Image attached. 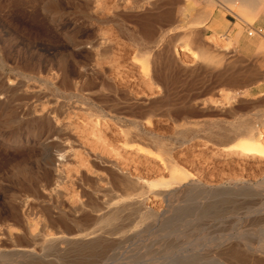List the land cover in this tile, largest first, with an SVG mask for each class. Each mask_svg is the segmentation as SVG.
<instances>
[{
	"label": "rangeland",
	"instance_id": "rangeland-1",
	"mask_svg": "<svg viewBox=\"0 0 264 264\" xmlns=\"http://www.w3.org/2000/svg\"><path fill=\"white\" fill-rule=\"evenodd\" d=\"M98 1L0 0V243L6 242L8 247L17 239L22 243L29 241L35 247L39 245L36 247L39 251L48 244L53 231L70 229L78 233L71 221L59 228L52 225L51 217L63 210L68 217L87 220L86 229L81 232L95 231L96 237L99 238L100 234L106 241L103 247L97 246L93 250L64 244L48 246L45 248L48 254L46 264H264V161L225 155L223 151H217L218 146L207 141L222 127L233 128L262 119L259 116L264 115V94L259 92L264 88L249 84L258 76L257 67L264 65V47L255 49L256 53L251 56L245 55L240 52L237 39L226 35L214 38L206 33L201 27L206 20L185 24L188 20L197 19L204 8L203 0ZM188 1L195 2L189 18L184 17ZM52 3L60 8L57 20L52 19L48 9ZM236 3L229 7L251 23L252 19L243 14L238 0ZM103 5L106 8L103 9ZM98 7L102 10H97ZM247 31L256 35L253 28ZM74 39L80 44L74 46ZM257 39L264 42L261 37ZM184 44L190 49L202 48L214 58L197 60L191 50L182 49ZM146 50L151 51L148 61L150 78L142 62L143 51ZM174 50L181 56L179 60L172 55ZM136 58L140 59L137 64ZM44 66L51 70L54 68L52 78ZM44 78L50 80V85H45ZM150 79L160 84L158 95L154 94L158 92L154 84L153 87L147 85L152 81ZM230 90L236 96V103L232 101L235 106L230 101L231 104L227 105L231 108L226 111L207 110L210 101L222 100L221 97ZM153 94L154 97L150 96ZM47 100L52 105L59 102L57 106L69 107V112L74 106L84 109V113H79L83 117L69 114L65 126L71 135L81 138L80 142L86 143L88 149L98 154L99 151L106 152L104 155L114 161L117 158L116 175L102 173L105 179L100 183L99 170L93 172L84 162L90 176L82 184V194L75 195L67 184L71 191H66L61 197L53 200L46 196L45 187H51L54 181L35 152L39 130L35 119L38 116L36 112ZM186 102L194 104L196 110L182 115L173 112L177 119L175 123L166 116L169 109L179 108ZM99 112H107L123 120L150 116L148 136L156 135L164 144L173 147L172 156L177 164L211 187L191 194V208L168 225L151 218L142 220L127 210L109 224L90 220L86 212L71 211L70 205L75 207L86 203L88 211L96 208L92 214L105 213L111 203L127 192L120 177L125 172V165L129 170L131 168L128 172L133 180H143L134 173V165H138L146 177L149 176L147 181L158 178L156 167L160 165V158L151 159L146 154H138V144L131 148L126 145L129 142L123 134L119 135L117 126L109 122L101 126L102 134L97 132L101 136L92 133L89 127ZM55 125L54 120L50 127L45 125L39 131L43 139L56 135ZM189 129L192 131H186L187 136L183 138L182 132ZM201 139L207 141L208 148L200 146ZM183 141L186 142L182 144ZM137 143L156 151L162 158L166 156L148 139ZM110 147H117V150ZM77 148V152L65 148V152L71 154V164L62 168L65 172L80 164H74L80 160L78 156L89 159L84 153L78 155L81 150L80 146ZM243 160L247 161L246 166L249 163L246 169L237 163ZM192 161H195L193 166ZM123 163L127 164L120 167ZM151 165L155 170L146 173L152 169ZM168 175L169 172L164 170V177ZM220 183L225 186L218 188ZM99 201L102 204H98ZM156 201L147 200L160 211L167 208V202ZM183 203V198L175 202L176 205ZM20 215H24V221L18 219ZM232 247L244 251L242 253L246 255H241L245 260L242 256L232 259L225 255ZM10 264L16 263L12 261Z\"/></svg>",
	"mask_w": 264,
	"mask_h": 264
},
{
	"label": "bare ground",
	"instance_id": "bare-ground-1",
	"mask_svg": "<svg viewBox=\"0 0 264 264\" xmlns=\"http://www.w3.org/2000/svg\"><path fill=\"white\" fill-rule=\"evenodd\" d=\"M98 0H96L97 2ZM109 1V0H108ZM111 1V0H110ZM123 1V0H122ZM130 1V0H129ZM215 1L216 0H203L204 2V8L201 12L198 13L197 19L194 21L192 20H188L187 23H202L203 21H205L209 15L211 14L214 6H215ZM221 1H231V0H221ZM239 1V7H241L243 4H245L246 0H238ZM53 2V1H52ZM102 2V1H101ZM113 2V1H112ZM118 2V1H117ZM120 2V0H119ZM127 2V1H126ZM193 2L194 1H188L187 6L184 9V17H191L192 14V9H193ZM145 3V2H144ZM164 3V2H163ZM195 3V2H194ZM98 6L100 7L99 1H98ZM96 4V5H97ZM109 4V3H108ZM128 4V3H126ZM53 5V6H52ZM51 8L49 7L48 9L50 10V14L52 19L57 20V18H59L60 16V8L58 9L56 7V5L54 6V4L52 3ZM122 5V3L120 4ZM125 5V4H124ZM123 5V6H124ZM130 5V4H128ZM60 6V5H59ZM114 6V5H113ZM45 7V6H44ZM97 7V6H96ZM96 8L97 10H102L100 8ZM104 8L105 5L101 6ZM110 7V6H109ZM116 7V5H115ZM139 7V6H138ZM157 7V6H156ZM159 7V6H158ZM107 9H105L106 11ZM122 11V10H121ZM130 11V10H129ZM111 12V11H110ZM128 12V11H127ZM104 13V11H103ZM105 14V13H104ZM109 14V13H108ZM141 14V13H140ZM143 14V13H142ZM150 14V12H149ZM144 15V14H143ZM59 16V17H58ZM101 17V16H100ZM129 17V16H128ZM139 21V20H138ZM156 22V21H155ZM136 23V22H135ZM140 24V23H139ZM103 29V28H101ZM141 31V30H140ZM249 34V33H248ZM250 34H252L250 32ZM102 35V34H101ZM107 36V34H106ZM111 36V35H110ZM214 38L219 36V35H212ZM211 37V36H210ZM74 38V37H73ZM235 39H237L235 37ZM215 40V39H214ZM73 45H78L80 44L79 42L76 41V39L72 40ZM108 42V41H107ZM73 46V47H74ZM215 46V45H214ZM264 46V42L260 43V47ZM93 47V46H92ZM187 48L188 51L191 50V52H193V54L196 56L197 60H211L214 57L210 56L208 54V52L206 50H203L202 48H197V49H190L189 47H187V44H184L182 46V49ZM124 49V48H123ZM98 50V49H97ZM96 50V51H97ZM193 50V51H192ZM117 51V50H116ZM142 51V50H141ZM187 51V50H186ZM124 52V51H123ZM126 52V51H125ZM151 54L150 50H146L143 51V64L145 65V69L144 71H146V75L149 76V78L151 77L149 71H148V61H149V56ZM173 56H175L174 58H177L178 60L180 59V55L176 53V51L174 50V54H172ZM122 56V55H121ZM194 57V56H193ZM61 58V57H60ZM195 58V57H194ZM186 59V58H185ZM260 59V58H259ZM61 60V59H60ZM140 59L136 58L135 63L137 64ZM63 61V60H61ZM257 61V60H256ZM41 63V62H40ZM134 63V64H135ZM117 64V63H116ZM184 64V62H183ZM49 66H53V65H49ZM47 66V67H49ZM260 66V64H259ZM45 70L48 71V76L50 78H52L54 76V68L53 70L48 69L46 66ZM50 67V68H51ZM100 67V66H99ZM98 68V67H97ZM103 68V67H102ZM56 69V68H55ZM101 69V68H100ZM154 69V68H153ZM211 69V68H210ZM57 71V70H56ZM143 72V70H142ZM154 72V71H153ZM202 72V71H201ZM57 73V72H56ZM55 73V74H56ZM46 74V75H47ZM145 74V72H144ZM221 74V73H220ZM155 75V74H154ZM46 76V77H48ZM60 76V75H59ZM133 76V75H132ZM58 77V75H57ZM135 77V76H134ZM220 77V76H219ZM37 78V77H36ZM144 78V77H143ZM146 78V77H145ZM141 79V78H140ZM148 79V78H147ZM244 79V78H243ZM10 80V79H9ZM43 82L45 83L46 86L50 85V80L49 79H42ZM152 80V79H150ZM245 80V79H244ZM54 81V79H53ZM67 81V80H66ZM149 81V79H148ZM229 81V80H228ZM90 82V81H89ZM92 82V81H91ZM90 82V83H91ZM230 82V81H229ZM239 82V81H238ZM10 83V82H9ZM135 83V82H134ZM149 83V82H148ZM147 83V85H149V87H153L155 85V89H158L157 93H154L156 95H158L160 93L161 90V86L160 84L156 83L155 81H151L149 84ZM176 83V82H175ZM69 84V83H68ZM151 84V85H150ZM154 84V85H153ZM223 84V83H222ZM90 85V84H89ZM119 85V84H118ZM145 85V84H144ZM195 85V84H194ZM143 86V85H142ZM165 86V85H164ZM145 87V86H144ZM147 87V86H146ZM145 87V88H146ZM209 87V86H208ZM41 88V87H40ZM38 88V89H40ZM143 88V87H142ZM169 88V87H168ZM187 88V87H186ZM152 89V88H149ZM197 89V88H196ZM208 89V88H207ZM132 90V89H131ZM137 90V89H136ZM148 91V90H147ZM155 91V90H154ZM138 92V91H137ZM225 92V91H224ZM236 92V91H235ZM139 93V92H138ZM145 93V91H144ZM143 93V94H144ZM238 93V92H237ZM150 95V96H155V95ZM206 94V92H205ZM204 94V95H205ZM218 94V93H217ZM211 95V94H210ZM222 95V94H221ZM135 96V95H134ZM243 96V95H242ZM235 93H232L231 90L227 91V93L221 97L223 98L221 99H210L212 101L209 102V105L207 106V110H220V111H226L227 108H231L230 105H227L230 103V101L236 103L235 101ZM212 98V96H211ZM21 99V98H20ZM50 99V98H49ZM181 99V98H180ZM45 100V99H44ZM235 100V101H234ZM12 101V100H11ZM66 101V100H65ZM190 102V101H188ZM186 102L183 106L179 107V108H171L166 112V116L173 121L174 123L177 122L176 119V115L177 113H179L180 115L182 114H187V113H191L193 111L196 110L195 105L192 103H188ZM232 102V103H233ZM46 103V104H45ZM45 105L42 107L40 106V110L39 112H36L38 114V116L35 119V123H36V127L39 129L38 130V136L36 139H38V141L35 139L36 142V147H37V151L36 155L39 156V159L42 160L40 162H43L44 164V168L48 169L52 175V179H53V183L50 184L51 187H45L46 190V196L47 197H51L53 198H59L61 197L63 194H66V191H68L70 188L72 190V192L75 195H79L82 194L83 192V188H82V184L84 185V183L89 179V173L87 171V169L91 168L93 172H98L97 170H99V182L101 183V181H103L105 179V177L103 176L104 174L107 173V175L109 176H113L117 174V167H118V163L114 160L108 159L102 152H100L99 150V154L95 152H93L94 150L92 149H88L87 148V144L85 143H81L80 139H77L74 137V135H71L69 133V131L67 130V126H65V120H67L69 118V114L71 116V114H74L80 117H83L82 115H80L79 113H84V109L82 107H76L74 106L71 111H67V109L69 108H65L63 106H57V105H52L50 104V100L47 102L45 101ZM71 103V102H70ZM205 103H207L205 101ZM233 103V105H234ZM242 103V102H241ZM80 104V103H79ZM150 104V103H149ZM203 104V103H202ZM231 104V103H230ZM200 105V104H199ZM206 105V104H205ZM203 105V106H205ZM67 106V105H66ZM78 106V105H77ZM144 106V105H143ZM235 106V105H234ZM233 106V107H234ZM198 107V106H197ZM218 107V108H215ZM237 107V106H236ZM39 109V107H36ZM71 108V107H70ZM37 110V109H35ZM69 110V109H68ZM199 110V109H198ZM88 111V110H87ZM135 112V111H134ZM175 113L176 115H172V113ZM206 112V111H205ZM214 112V111H213ZM81 113V114H82ZM118 113V112H117ZM132 113V112H131ZM216 113V112H215ZM137 114V113H136ZM193 114V113H192ZM199 114V113H198ZM197 114V115H198ZM212 114V113H211ZM224 114V113H223ZM24 115V114H23ZM202 115V114H201ZM90 117L92 116V114L89 115ZM203 116V115H202ZM213 116V114H212ZM221 116V115H220ZM140 117V116H139ZM259 117H262V119H260L259 121L256 122H249L246 124H242L239 126H234L233 128H227V127H222L221 131L213 133V138L212 139H207L208 142H210L211 144L218 146L219 149H217L215 146V148L217 149V151H223L225 153V155H229V156H235L238 158H251V159H256L257 161H264V129L262 127H264V115H260ZM82 119V118H81ZM86 119V118H85ZM94 120H92V124L89 127L90 129H92V133L95 132L96 136H101V134L104 132L102 129V125L107 124V123H111L114 126H117L118 128V133L119 135L123 134L125 136L126 145L131 147H134L133 144H138L136 145L139 146L137 147V153L138 154H146V157L151 158V159H155L157 157L160 158L159 163L160 165H158L156 168L158 170V178L155 180H151V181H147L143 171L141 172V170L138 168V165H134L133 167V171L136 174V176L138 175V177L143 178L142 181L139 180H133L129 174L128 171L130 170L128 169V167L125 165V172L122 173V175L120 177H122L124 183H125V188H126V193H124L125 195L122 196L120 199L114 201L113 203L110 204V206L108 207V209L106 210L105 213L103 214H92L93 211L96 210V208H91V210H87L86 209V203H81L80 205H70L69 209L73 212H81L84 213L86 212V215L90 216V220L92 221H99L103 224H109L113 221H115L116 219H118V217L120 216V214L122 212H124L125 210L129 211L130 215H138L140 217V219H147V218H151L155 221H158L160 223H162V225H168L172 222L177 221L179 218H181L183 216V214H185L190 208H191V204L190 202H192L191 199V194H193L196 191H201L204 189H208L210 185H206L203 184L201 181L195 179L193 177V175L187 171L183 166H179L177 164V162L175 161V159L172 156V150L174 149L173 147H169L168 145L164 144L156 135H150L149 134V130L147 128V125H150V121H151V117H146V118H132L129 120H123L119 117H116L113 114H109L107 112H99V115L95 114V117H93ZM180 119V117H179ZM6 121V119H4ZM55 120L56 125L53 127L54 131L56 133V135L53 137L52 135L47 136L45 139L42 138L41 134H40V130L46 125L50 127L53 124V121ZM70 120V119H69ZM77 120V119H76ZM84 120V119H82ZM88 120V118H87ZM90 122V121H89ZM73 124V123H72ZM77 124V123H76ZM182 124V123H181ZM108 125V124H107ZM80 126V125H79ZM89 126V125H88ZM155 126V125H154ZM182 126V125H181ZM86 127V126H85ZM184 127V124H183ZM35 128V127H34ZM36 129V128H35ZM70 129V128H68ZM79 129V128H78ZM77 129V131H78ZM108 129V128H107ZM75 130V129H74ZM105 130V129H104ZM174 130V129H173ZM172 130V131H173ZM37 131V130H36ZM186 131H192L191 129L189 130H185V132L183 133V138H185L187 136ZM101 133L99 135H97L98 133ZM33 133V131H32ZM36 133V132H35ZM77 133V132H76ZM86 133V132H85ZM117 133V132H116ZM158 133V132H157ZM167 133V132H166ZM46 134V133H45ZM112 134H114L112 132ZM191 134V132H190ZM33 135V134H32ZM118 135V134H117ZM90 136V133H89ZM94 136V135H93ZM95 136V137H96ZM5 137V136H4ZM53 137V138H52ZM121 137V136H120ZM97 138V137H96ZM99 138V137H98ZM102 138V137H100ZM123 138V137H122ZM9 139V138H8ZM95 139V138H94ZM103 139V138H102ZM142 139H148L156 148H160L161 152L164 153L166 156L165 157H161L160 155H158V153L154 150H149L147 149V147L142 146L140 143H137V141H141ZM216 139V140H215ZM84 140V139H83ZM97 140V139H96ZM95 140V141H96ZM121 140V139H120ZM124 140V139H123ZM191 140L187 139L186 141ZM89 142V140H87ZM86 141V142H87ZM92 141V140H91ZM90 141V142H91ZM182 141V139H181ZM186 141H183L182 144H184ZM207 141L201 139V145L205 147L207 145ZM93 142V141H92ZM98 142V140H97ZM96 142V143H97ZM109 142V141H108ZM107 142V143H108ZM100 143V142H99ZM98 143V144H99ZM91 144V143H90ZM93 145V144H92ZM80 146V154L78 153V155L81 156V153L86 154L87 157H89V159H81L80 158L79 161L75 160L74 164L75 169L72 170V168H65V170H67L66 172L62 169L64 167H66L65 165L67 164H71L69 163L70 161V157L71 154H67L65 152V148H69L70 150H73L75 152H77V150H79V148L76 149V147ZM95 146V145H94ZM97 146V145H96ZM197 147L199 145H196ZM199 146V147H200ZM209 146V145H208ZM212 146V145H211ZM89 147V146H88ZM127 147V146H126ZM207 147V146H206ZM210 147V146H209ZM91 148V147H90ZM93 148V147H92ZM108 148V147H107ZM111 148V147H110ZM115 148V147H113ZM111 148V149H113ZM189 148V147H188ZM208 148V147H207ZM212 148V147H211ZM36 149V148H35ZM103 149V148H102ZM106 149V148H105ZM109 149V148H108ZM117 150V147L115 148ZM126 149V148H125ZM134 149V148H133ZM136 149V148H135ZM92 150V151H91ZM124 150V149H123ZM72 151V152H73ZM120 151V150H119ZM217 151L214 153L215 155H217ZM29 152V151H28ZM108 152V151H107ZM116 152V151H115ZM221 152V153H223ZM32 153V151H31ZM120 153V152H119ZM118 153V154H119ZM197 153V152H196ZM201 153V152H200ZM223 153V154H224ZM77 154V153H76ZM123 154V153H122ZM202 154V153H201ZM219 154V153H218ZM27 155V154H26ZM73 155V154H72ZM83 155V154H82ZM127 155V154H126ZM222 155V154H221ZM75 156V154H74ZM85 156V157H86ZM124 156V155H123ZM127 157V156H126ZM180 157V155L178 156ZM210 157V156H209ZM74 158V157H73ZM83 158V157H82ZM114 158V157H113ZM193 158V157H192ZM197 158V156H196ZM230 158V157H229ZM132 159V157H131ZM182 159V158H181ZM210 159V158H209ZM241 159L239 161H241ZM127 160V159H126ZM178 160V159H177ZM238 160V159H237ZM134 161V160H133ZM186 161V160H185ZM209 161V160H208ZM237 162L241 168H245L249 165L246 166V162L243 160L242 162ZM76 162V163H75ZM84 162H87V168L86 166H84ZM120 162V161H119ZM137 162V161H136ZM142 162V161H141ZM154 162V161H153ZM181 162V161H179ZM183 162V161H182ZM190 162V161H189ZM204 162V161H203ZM129 163V162H127ZM127 163H123L120 164L124 165ZM144 163V162H143ZM184 163V162H183ZM182 163V165H183ZM195 163V161L191 163V165L193 166ZM213 163V162H211ZM230 163V162H229ZM258 163V162H257ZM73 164V165H74ZM136 164V163H135ZM237 164V165H238ZM260 164V163H258ZM263 164V162H262ZM72 165V166H73ZM83 165V166H82ZM150 165V164H149ZM190 165V166H191ZM199 165V164H198ZM253 165V164H252ZM261 165V164H260ZM264 165V164H263ZM42 166V165H41ZM69 167V165H67ZM232 166V165H231ZM251 166V164H250ZM259 166V165H258ZM87 169H86V168ZM131 167V166H129ZM152 169L146 170L145 172L148 173V171L151 170H155L153 167V165L150 166ZM149 167V168H150ZM186 167V166H185ZM210 167V166H209ZM252 167V166H251ZM42 168V167H41ZM127 168V169H126ZM194 168V167H193ZM257 168V167H256ZM259 168V167H258ZM44 169V170H45ZM233 169V168H232ZM246 169V168H245ZM164 170L169 172L168 177H164ZM219 170V169H218ZM240 170V169H239ZM47 171V170H46ZM132 171V172H133ZM202 171V170H201ZM241 171V170H240ZM31 172V171H30ZM106 172V173H105ZM119 172V171H118ZM122 172V171H120ZM130 172V173H132ZM195 172V171H194ZM238 172V171H237ZM243 172V171H242ZM47 173V172H46ZM102 173H104L103 175H101ZM149 173V175H150ZM197 173V172H196ZM210 173V172H209ZM213 173V172H212ZM48 174V173H47ZM199 174V172H198ZM215 174V173H214ZM49 175V174H48ZM95 175V174H94ZM93 175V177H94ZM98 175V174H97ZM96 175V176H97ZM155 175V174H154ZM166 175V174H165ZM221 175V174H220ZM39 176V175H38ZM50 176V175H49ZM25 177V176H24ZM40 177V176H39ZM208 177V176H207ZM210 177V176H209ZM151 178V177H150ZM154 178V177H153ZM202 180V179H201ZM207 180V179H206ZM209 181V180H208ZM213 181V180H212ZM67 184L68 187L71 186L69 189L67 188ZM70 184V185H69ZM121 184V183H120ZM236 184H238L236 182ZM255 184V183H254ZM264 184V181H263ZM218 185V184H217ZM235 185V184H233ZM241 185V184H239ZM224 184H219L217 187L221 188L224 187ZM227 186V185H226ZM232 186V185H231ZM211 187V186H210ZM69 190V191H71ZM44 191V189H43ZM210 192V191H209ZM73 194V196H74ZM151 196V198H150ZM64 197V196H63ZM75 197V196H74ZM79 197V196H78ZM81 197V196H80ZM67 197H65L66 199ZM72 198V197H71ZM184 203L183 204H178L176 205L175 202L178 201V199H182ZM147 200H158L156 202L162 203V202H167V208L164 209L163 211H160L158 208L156 209L155 204L154 203H149L147 202ZM74 202V201H73ZM60 203V202H59ZM89 203V202H88ZM158 203V204H159ZM9 204V203H8ZM73 204V203H72ZM76 204V203H75ZM98 204H102L100 201L98 202ZM10 205V204H9ZM60 205V204H59ZM14 206V204L12 205ZM11 206V207H12ZM16 206V205H15ZM14 206V207H15ZM66 206V205H65ZM93 206V205H92ZM10 207V206H9ZM12 210H15V207ZM15 213V212H14ZM48 215V214H47ZM85 215V214H84ZM92 215V216H91ZM18 216V215H17ZM24 215H20L18 217V219L21 221H24ZM26 219V218H25ZM29 219V218H28ZM31 219V218H30ZM50 219V218H49ZM183 219V218H182ZM38 220V219H37ZM36 220V221H37ZM52 225L57 226L58 228L61 225H65L67 223V221H71L73 223V226L75 228V230H79L78 233H74L73 231H71L70 229H67L66 231H61V230H57V231H53L52 235L50 236L49 240H48V244L47 245H43L42 248L38 251L36 249V247L34 245H32L29 241L27 243H22L19 239H17L15 244H11L10 246H6L5 245V240H3V242L5 243H0V264H10L12 261H14L16 264H46L45 260H46V256L48 255L47 253H45V248L46 247H58L61 244L64 245H74V246H78L81 250H93L95 249L97 246H99V248L104 246V242L106 240H103L100 237L99 234V238L96 237V235L94 234L95 231H90V232H86L83 233L81 231H84L86 229L87 226V220L84 218H78V217H68L66 215V213L63 210H59V212L57 213L56 216H52L50 219ZM36 224V223H35ZM49 224V223H48ZM158 224V223H157ZM38 225V224H37ZM12 227V226H11ZM31 228V227H30ZM12 229V228H11ZM14 230V229H13ZM151 230V229H150ZM12 231V230H11ZM10 231V232H11ZM50 231V230H49ZM9 232V231H8ZM14 232V231H13ZM17 232V231H16ZM52 232V231H51ZM47 233V232H46ZM50 233V232H49ZM20 234V233H19ZM48 234V233H47ZM11 236V235H10ZM104 237V236H103ZM17 238V237H16ZM21 238V237H20ZM238 241V240H237ZM130 242V241H129ZM8 245V243H7ZM263 245V244H262ZM263 247V246H261ZM75 248V247H74ZM72 249V248H71ZM223 250V249H222ZM228 250V251H227ZM225 251H227V253L225 255H228L230 258L232 259H238L240 258V256L244 255L241 249L239 248H230L227 249ZM76 251V250H75ZM48 252V250H47ZM91 252V251H89ZM222 252V251H220ZM57 253V252H56ZM225 253V252H224ZM242 254V255H241ZM249 254V253H248ZM220 255V254H218ZM223 255V253L221 254ZM246 255V254H245ZM78 256V255H77ZM84 256V255H83ZM250 256V254H249ZM253 256V255H252ZM243 257V256H242ZM248 257V256H247ZM224 258V257H223ZM245 260V257H243ZM250 258V257H249ZM78 259V258H77ZM82 259V258H81ZM228 259V258H227ZM242 259V258H241ZM255 259V258H254ZM92 260V259H91ZM248 260V259H247ZM246 260V261H247ZM259 260V259H257ZM261 260V259H260ZM264 260V258H263ZM261 260V261H263ZM10 262V263H9ZM226 262V261H225ZM249 262V261H247ZM228 263V262H227ZM241 263V262H240ZM235 264V263H234ZM245 264V262H244Z\"/></svg>",
	"mask_w": 264,
	"mask_h": 264
},
{
	"label": "crops",
	"instance_id": "crops-1",
	"mask_svg": "<svg viewBox=\"0 0 264 264\" xmlns=\"http://www.w3.org/2000/svg\"><path fill=\"white\" fill-rule=\"evenodd\" d=\"M215 2L216 5L211 14L201 26L206 33L211 36L215 34L236 37L237 46L245 55L251 56L256 53L255 49L262 48L260 47L261 41L257 37L264 39V0H246L245 4L240 7L243 14L252 19L251 23L245 21L229 7V5L237 4L236 0L224 2L216 0ZM249 28H253L256 35L248 34ZM257 69L258 76L249 86L264 88V65ZM259 94H264V90Z\"/></svg>",
	"mask_w": 264,
	"mask_h": 264
},
{
	"label": "built area",
	"instance_id": "built-area-1",
	"mask_svg": "<svg viewBox=\"0 0 264 264\" xmlns=\"http://www.w3.org/2000/svg\"><path fill=\"white\" fill-rule=\"evenodd\" d=\"M250 34V32H248Z\"/></svg>",
	"mask_w": 264,
	"mask_h": 264
}]
</instances>
